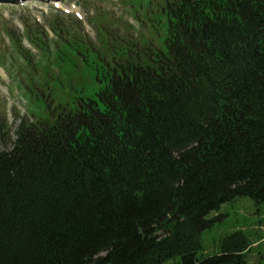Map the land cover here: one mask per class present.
Masks as SVG:
<instances>
[{"label":"trees","instance_id":"trees-1","mask_svg":"<svg viewBox=\"0 0 264 264\" xmlns=\"http://www.w3.org/2000/svg\"><path fill=\"white\" fill-rule=\"evenodd\" d=\"M160 1L124 2L149 38L99 10L96 43L5 27L31 116L10 149L0 112V264H246L244 231L199 254L212 213L264 203V0Z\"/></svg>","mask_w":264,"mask_h":264},{"label":"rangeland","instance_id":"rangeland-1","mask_svg":"<svg viewBox=\"0 0 264 264\" xmlns=\"http://www.w3.org/2000/svg\"><path fill=\"white\" fill-rule=\"evenodd\" d=\"M91 1H93L92 7L97 6L96 1ZM26 4L28 6H23L22 4L17 7L0 6V109L4 113L10 129L8 132L9 135L6 134V140H10V149L12 148L11 143L13 144L16 141L15 131L19 123L16 120V116L18 114L20 116L31 115L27 110L29 107L27 99L22 95L21 89L18 86V83L20 84L21 80L26 77L28 71L22 69L20 59L14 62L11 58L12 55H9L11 54V47L5 45L11 41L6 36L4 27L10 24L23 30L21 18L24 19L25 17L30 19H35L36 17L46 24L48 20L46 14H50V16L52 14L49 9L50 4L43 0H28ZM113 4L110 1H106L101 7L107 8L104 10L109 14L111 13L115 18L126 15L125 9L122 6L120 9L117 8L120 4ZM77 11L87 19L86 11L84 13V10L80 7ZM74 12L77 13L76 11ZM113 12H116L117 15L113 14ZM69 18L64 17L63 19L66 22H70ZM110 21L115 22L113 19ZM123 21V24L128 23L129 25H133L137 34H142L146 38L151 37V31H148L150 24L147 20L145 22L143 20L142 22H138L133 17L127 16L123 18ZM139 24L142 26L139 27ZM86 28L92 35L93 40L96 41L97 33L93 27L88 24ZM49 32L53 36L52 30L49 29ZM25 45L30 47L27 41ZM54 71L57 70L53 69L52 72L54 73ZM12 72L14 75H10ZM24 83L26 84L27 82L24 80ZM1 150H4L2 143H0ZM209 219L216 220L213 227L205 231L202 236L203 250L200 252L199 258H208L217 255L220 252L219 241L221 238L233 231H244L252 242V246L246 255V264H264V203L259 205L255 204L250 198H238L231 203L223 205L218 212L212 213ZM167 264L183 263L180 257H176Z\"/></svg>","mask_w":264,"mask_h":264}]
</instances>
